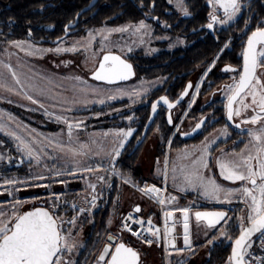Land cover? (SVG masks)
I'll return each instance as SVG.
<instances>
[{
  "label": "rangeland",
  "instance_id": "obj_1",
  "mask_svg": "<svg viewBox=\"0 0 264 264\" xmlns=\"http://www.w3.org/2000/svg\"><path fill=\"white\" fill-rule=\"evenodd\" d=\"M172 5L178 12H181L177 7L175 0ZM139 21L140 20L132 24H137ZM128 24L130 23L123 22L120 24H104L97 27H91L86 29L80 35L66 36L54 44H39L28 39L13 40L26 42L24 44V51L20 48L13 47L11 44L13 41L5 42L0 39V84L4 85V87H0V126L3 128V130H0V133L11 140L14 150L16 151L15 157H12L10 156L9 148H3L0 146V156L3 157V159H0V169L8 167L11 164H17L21 168L19 171L13 169L7 173L0 172V207H3L6 212L11 214V211L13 210L12 206L17 200L26 201L19 206L20 212L28 209L32 204L44 202L51 211H55L58 217H62L67 221L73 216L78 215L77 210L72 207L73 204L77 206V209L79 207H89V205L85 203L86 197L88 199L91 198V189L88 188V184L95 183L97 185L96 193L99 194L96 206L91 208L89 212L79 215L76 227L72 228L71 236L69 237V242L75 243L76 247L71 254L66 253V255H70L74 264H97V255L103 244L107 242L109 234L118 237V241L125 240L134 244V246L140 247L139 249L142 252L141 264H179L184 261H187L188 264H201L207 258L209 248L212 246H205L207 239L216 235L218 239L215 242L221 240L225 242L230 241L229 239L220 237V234L216 229L206 230L208 232L207 237H202L201 235L198 236L195 233L194 240L196 241V246L191 251H188L186 256L183 255L182 252L172 253L168 244L163 246L162 243L159 244L154 242L151 246H148L141 240L135 241V238H133L129 232L120 230L122 219L128 213L132 212L129 208H124L125 200L130 203L134 201V197L136 199H141L140 197L147 199L151 205L156 207V209H153L152 212L150 211L149 214L152 213L155 215L153 220L157 223L160 220V210H174L173 206L179 202L177 198L170 204L166 203L165 205H160L148 196L143 195L130 184L123 183L121 176L114 175L111 171L96 173L78 172L76 176L67 174L61 176L55 175V172L57 170H63V166H65L66 162L70 161L72 158V154L67 152L69 140L67 135V125L64 123V120L73 123L79 121L83 122L80 128H74L73 130L74 143L72 146L78 147L79 144H88L90 145L91 151L88 156H77L76 159L86 161L93 166L102 164L104 168L109 169L111 168V165L104 153L112 150L114 146L113 141L116 137L113 135L105 136L104 133H115L120 130L127 131L128 129L135 131V128L130 125L123 127L104 126V122L101 121V119L117 115L123 111L132 109L134 106H139V101L142 95L145 92H148V90L145 91V87L148 85H146L143 80L138 82L132 81L125 84L123 82L105 84L89 77V74L96 68L95 66L100 55L103 53L111 52L112 54H117L122 58H126V56L133 51V48L131 47L139 48L142 45H148L149 42L156 43L157 38L151 36L153 27L148 23L146 24L150 25V30L147 32L144 30H141L139 33H133L131 31L125 33L113 32L109 41L103 42L101 36L97 34L95 35V39L90 44L88 43L87 34L90 31L96 33L100 29H113ZM165 37L166 36H159L158 39H166ZM176 40L177 39L173 41V46L177 43L180 45L183 43L182 38H179V42H176ZM77 41L80 42L78 45V51L60 53L47 51L48 49H55L57 47L71 48ZM29 44L32 45L31 49L28 47ZM102 47L103 51L101 50ZM129 49H131V51H129ZM27 51H32L33 54L27 55ZM5 65L11 66L16 72L17 77L20 79L21 84L18 85L15 83L11 72L5 67ZM75 77H79L80 79L76 80L74 79ZM141 87L144 88V91ZM9 88L12 90L9 91ZM118 90H122L123 93L128 94H121ZM134 91L139 92L140 95H130ZM113 94L117 95V98L114 100L108 99V97ZM26 95H31L40 103L32 104L31 101L26 99ZM194 97H196L195 92L190 96L187 108L191 107ZM101 100H104V103H100ZM119 100H127V103L123 106L110 108L105 111H89L92 107H101L107 103ZM40 104H42L43 107H41ZM249 111L251 112V110ZM247 112L241 117H234L235 120L238 121L239 118L243 119L252 115H247ZM57 117H61L62 119L57 120ZM129 121L130 120L127 119L128 123ZM224 130V127L217 128L210 135L202 138L198 142L184 145L181 148L170 149L168 141L171 140L173 136L171 135L168 138L166 146H159L158 131L156 128H153L148 135L146 142L134 154V163H137L140 170L122 171L119 167L118 158L115 161V167L120 173L125 176H130L132 181L140 187L142 186L141 179H143L145 175L141 173V171L144 170V172L147 173L146 175L153 179L152 181L149 180L146 185L161 187L158 183L159 174L157 169L159 168L161 170V156L168 155L169 172L167 179L169 181V186L172 187L174 186L171 172L173 163L178 166L189 164L190 161L199 154L197 150L204 142H211L214 140L215 143L211 146L214 147L213 145H216L219 140L226 138ZM9 133H14L15 135H9ZM15 136H19L25 142L31 144L37 152L43 150L39 163H37L35 159L29 158L25 153L17 150L19 141L15 139ZM131 137L128 138L125 146ZM77 141L78 143H75ZM248 141L249 137L242 149L245 148ZM150 144H153L154 149L150 148ZM59 146H63L65 150L61 151ZM221 150H223L224 153H230L233 150L237 153L241 151H236L235 149H219L212 154L210 150L211 158L208 161L209 168L204 170V174L205 176L216 179V181L224 188H239L243 182L233 183L224 180L223 177L220 176V169L215 161L217 157L222 155ZM122 151L123 150H121V153ZM97 152L100 154L97 155ZM156 156H158V158H156ZM185 156L187 158L182 159V157ZM49 157H55V159H50ZM157 161H159V165L157 164ZM67 167L75 170V166L71 163H68ZM36 173L44 175L47 179L33 181L31 177ZM99 175H104L107 178L106 182L101 183L97 181L96 176ZM177 175H179V173H177ZM112 178H116L120 181L118 186L120 189L121 201L117 198V200L113 202V205L110 208L109 217L107 218L106 227L103 229L104 232L98 237V245L93 247L95 245L94 241V245L92 243L88 246V240H91L93 237L91 236L93 234V232H91L93 223L91 214L95 209L102 206V199L105 190ZM8 179H16L21 181V183L4 185V181ZM23 181H27V183H24ZM59 181H65L66 183H60ZM35 183L49 185V187L32 186ZM176 185L178 188L183 187L179 180L175 183V186ZM164 189H166V192H164L165 196H173L171 191H169L168 185L165 186ZM181 191H189L198 194L200 202H194L196 206L203 202L208 205H222L226 209L220 208V210L229 211L230 209L235 208L237 203H240V205H238L239 211L234 215L236 218L234 221L235 224L237 219L247 211L245 204L241 202L238 196L233 197L231 203H221L200 195L198 190L186 189ZM54 194L60 197V200L56 202L58 206L55 208H53ZM70 195H72V197H70ZM189 199V204L191 205L193 200H191V197ZM128 203L125 204L127 205ZM164 211L162 213H164ZM145 216L146 215L142 217ZM228 216L231 218L233 217L230 212ZM109 220H111V225H109ZM203 222L204 221H200L199 223L202 224ZM204 223L206 226V221ZM201 226L204 229V226ZM64 227L67 229L70 226L65 224ZM219 227L220 226L217 225V228ZM227 231L232 237V232H230L229 229H227ZM179 238L182 239L183 235ZM166 248L167 251L165 250ZM173 254L176 255L178 261L180 258L178 257L179 255L186 258L183 261L174 263L172 260ZM226 260L219 264H225Z\"/></svg>",
  "mask_w": 264,
  "mask_h": 264
},
{
  "label": "snow or ice",
  "instance_id": "obj_2",
  "mask_svg": "<svg viewBox=\"0 0 264 264\" xmlns=\"http://www.w3.org/2000/svg\"><path fill=\"white\" fill-rule=\"evenodd\" d=\"M171 4L174 0H168ZM177 7L180 9L184 16H190L191 13L185 6L184 0H175ZM207 4L211 6L212 11L209 13V22L206 24L208 29H213L214 25L221 24L227 25L230 21H233L238 14L241 13L243 4L241 0H206ZM154 4V0H153ZM223 10V17L221 18L218 13L219 10ZM251 23L250 20L245 21V29ZM168 27L167 24L164 25ZM72 27V25H68ZM141 30L145 32L150 30V25H147L144 20H140L137 24H128L113 29H100L98 32H89L87 34V40L90 44L95 35H100L101 40L109 41V38L113 32L125 33L133 32L139 33ZM67 33V28L65 29ZM31 36V32H29ZM62 39V38H61ZM24 41L11 42L13 47L20 48L24 51ZM79 41H77L71 48L57 47L55 49H48L47 51L60 52H75L78 51ZM29 49L32 45H28ZM230 47V41L226 42L221 49V52L217 55L213 64L206 70L204 76L206 77L208 72H211L212 67L215 66L216 60L223 54L224 49ZM103 51V47L101 49ZM131 51V49H129ZM27 55H32V51H27ZM242 70H239L238 79L233 77L231 84L225 85L222 91L225 92L227 103L226 114L227 119L232 121L234 117H241L245 112L251 110L253 113L250 117L241 119L240 123L235 124L236 128H241L242 124L253 125L258 127H252L247 130L249 137L248 144L239 153L234 150L230 153H224L221 150L222 155L216 158V165L220 169V176L224 180L235 182H243L239 188H224L220 185L216 179L205 176L204 170L209 168L208 157L211 155L210 148L215 141L204 142L202 146L197 150L198 155L190 161L187 165H176L173 163L171 168L172 180L175 183L179 180L183 187L180 190L192 189L198 190L200 195L209 199L216 200L217 202L231 203L232 198L238 196L242 203L245 204L247 211L237 219L235 224L236 229L239 232L238 237L234 239V243L231 249V254L228 256L225 264H252L246 257L252 256L249 249L252 248V237L259 234L260 248L264 249V19L258 21L254 30L247 35L245 46H243L242 52ZM67 63V62H66ZM11 72L16 84H21L20 79L17 77L16 72L10 65H5ZM224 72H238L236 68L228 65L223 69ZM134 75L133 67L121 56L112 54L111 52L103 55L102 60L99 62L98 67L93 72L92 78L97 81H105L108 84H114L118 81H126ZM74 79L79 80V77ZM201 82L195 86V93L198 95L200 91ZM0 87L4 85L0 84ZM190 89H193L191 82L187 85L184 92L180 96V100L184 96L188 95ZM11 91L12 89H8ZM121 94L122 90H118ZM130 95L139 96V92H133ZM117 98V95L113 94L108 97L110 100ZM26 99L31 101L32 104H39L37 99H34L31 95H26ZM167 106L169 110L175 107V104L170 102L167 97H160L159 100L152 103L151 112L152 116L149 118V123L152 122V118L157 113V108L160 103ZM194 102V98H193ZM100 103H104L101 100ZM179 103V100L176 101ZM43 107L42 104H40ZM62 119L57 117V120ZM128 119H132L129 117ZM202 118L196 123L193 131H198L204 124ZM67 125V135L69 140V146L67 152L72 154L70 161L66 162L63 166V170H57L56 176L64 174L76 176L79 173H96V172H108L121 176L122 182L130 184L136 188L143 195L148 196L160 205L170 204L176 200L175 196H165L166 189H161L155 185H145L141 188L138 184L132 181L130 176H125L115 167V161L121 155V150L124 149L125 143L128 138L133 135L132 129L120 130L115 133H104L105 136L113 135L116 139L113 141V148L109 152H105L104 155L108 158L111 168H104L102 164L95 166L88 164L86 161L77 160V156H88L91 151L90 145L79 144L78 147H73V130L78 129L83 124L82 121L70 122L64 120ZM167 123L173 124L172 115L169 112ZM0 130H3L0 126ZM159 131V128H157ZM187 135L188 133H184ZM224 134H227L225 128ZM9 135H15L9 133ZM15 139L19 141L17 150L25 153L29 158L35 159L37 163L40 162L41 152L34 150L31 144L25 142L21 137L15 136ZM75 143H78L75 142ZM94 143V142H93ZM172 141L169 140V147ZM61 151L65 149L63 146H59ZM97 155L100 153L97 152ZM55 159V157H49ZM187 157H182L186 159ZM0 159H3L0 156ZM71 163L75 166V170L68 168L67 164ZM159 165V161H157ZM158 174L163 175L165 179L168 177L169 172V160L165 157L163 170L157 169ZM179 173V175H177ZM31 179L33 181H40L47 179L40 173L34 174ZM104 175L96 176V180L104 183L106 182ZM27 183V181H23ZM60 183H66L65 181H59ZM21 183L16 179H8L4 181V185H15ZM32 186L35 187H49V185H42L35 183ZM97 185L95 183H89L88 188L91 189V198H85V203L89 207H79L75 204L72 205L73 209H76L78 215L73 216L71 219L65 221L62 217H58L55 211H50L42 207H36L31 211L21 213L19 206L26 201L17 200L12 206L11 214L6 212L3 207H0V264H74V261L70 258L73 249L76 247L75 243L69 242L72 228L76 227V222L79 219V215L89 212L91 208L96 206L98 199V193H96ZM53 200V208L57 207V201L60 200L58 195H55ZM183 215V241L185 248L189 251L192 250L190 231H189V212L190 208L185 207L178 209ZM141 208L139 205L135 206L132 212L128 213L121 222L120 230L130 232L132 236L141 240L143 243L151 246L154 242L159 243L161 240V228L153 224L151 218L146 221L142 218H134V213H140ZM174 213L172 211H164V228L163 238L171 247L175 248L174 238L169 239L170 234L174 230V224L169 226V220L173 218ZM195 219L197 222L206 221V227L208 230L216 229L219 232L220 237L231 240L232 237L228 234L227 229L232 227L229 221L232 219L225 211L215 212H195ZM131 222V223H129ZM223 222V223H221ZM67 224L70 227L65 229L64 225ZM132 224L140 226L141 231H135L132 228ZM111 225V220H109ZM145 225H147L145 227ZM217 225L220 227L217 228ZM145 233L151 237L148 238ZM205 236H208V232H205ZM111 243H106L103 247L100 255L97 257V264H140V254L133 247L126 245L124 242L119 241L118 237L111 234L107 237ZM218 239L216 235L207 239L206 245H213ZM167 251V248L165 249ZM184 249H178L182 252ZM256 264H264V257H253Z\"/></svg>",
  "mask_w": 264,
  "mask_h": 264
},
{
  "label": "trees",
  "instance_id": "obj_3",
  "mask_svg": "<svg viewBox=\"0 0 264 264\" xmlns=\"http://www.w3.org/2000/svg\"><path fill=\"white\" fill-rule=\"evenodd\" d=\"M255 2H257L255 4L257 13L262 17L264 14V3L262 4V0H255ZM184 3L185 6H187L188 11L191 13L193 21H190L189 24L193 28L196 29L207 22L209 5L206 0H184ZM170 8L167 0H154V4L153 0H0V39L5 42L28 39L39 44H54L57 39L60 41L66 36L80 35L86 29L91 27H97L104 24L135 22L144 17H149L150 19L156 18L164 24L172 25L178 19L181 21L183 18L176 13L170 12ZM78 14L79 16L76 19ZM70 24L72 27H68ZM66 28L67 33L65 32ZM179 28L182 29V24H180ZM179 28L176 29L175 32L179 31ZM188 31V29H182L181 32L188 33ZM29 32H31V36H29ZM196 34L198 33L190 34V36L195 37ZM223 40L224 38H222L219 43H215L213 39L209 37L204 40L197 39L193 45L185 51L183 56H179L175 59H171L169 56H166L163 59L160 56L144 58L139 56V54H136L133 56V60L137 62V76L151 78L166 73L167 71L170 72L171 79L173 76H175L176 79L169 86L168 90L165 91L166 88H164L157 92L155 91L150 97L153 98L157 93L165 91L167 94L171 95L172 98H175L184 86L185 80L180 79L189 77L192 70L195 71L199 68H203L211 60ZM155 59L157 62L166 61L169 65L165 64L164 66H159L158 69L156 66L148 68L141 66L142 63L145 64L147 61L151 64L155 62ZM215 84L216 83H214V85ZM209 90L210 88L205 89L201 96H205ZM126 102V100H119L107 103L101 107H92L89 111H105L110 108L123 106ZM183 106L184 105L182 104L181 107ZM205 111H212V122L207 123L206 129L192 139L183 138L178 134L174 135L171 139L172 143L170 149H177L189 143L198 142L211 129L227 124L224 109L220 100H213L200 109L195 107V109L189 112V116L192 117L197 113H203ZM148 116L149 106L146 105L137 106L131 110H126L117 115L101 119V121L104 122V126L123 127L130 125L135 128L134 134L118 158L119 167L122 171L140 170L137 163H134V154L146 142L147 137L153 128H159V146H165L166 141L172 133V127L167 123L164 112L161 110L155 116L143 142L138 146L135 152H132L134 144L142 134ZM129 117H132V119H128ZM127 119L130 120L129 123L127 122ZM236 138L237 137L235 136L226 141L217 142V144L211 149V152L214 153L216 149H220V147L232 140H236ZM244 143V140H236L235 142L230 143L227 149L233 148L238 151ZM0 146L3 148H9L10 156L15 157L16 151L14 150L11 140L6 138L2 133H0ZM4 168L0 169V172L7 173L13 169L18 171L21 169L17 164H11ZM142 180L143 179H141V181ZM146 180L149 181V179ZM119 182L120 181L116 178L110 179L102 199V206L95 209L91 214L93 220L91 228L93 234L91 236L93 237L91 240H88V246L92 243L94 245V241L95 245L93 247L98 245V237L104 232L103 229L106 227L110 208L120 194L118 186ZM179 196L184 199L192 197L193 194L187 192L180 193ZM70 197H72V195H70ZM34 205L36 204H32L31 206ZM238 205H240V203H237L235 208L227 211V214L230 212L233 216L229 221V224L232 225L233 228H228L229 231L232 232V239L228 242L223 240L215 242L209 248L208 256L201 264H219L225 261L230 255L232 240L235 239L239 233L235 229L234 222L236 220L234 215L239 211ZM200 207L204 210H212L222 207V205H208L202 202ZM183 263L188 264L187 261H184Z\"/></svg>",
  "mask_w": 264,
  "mask_h": 264
},
{
  "label": "flooded vegetation",
  "instance_id": "obj_4",
  "mask_svg": "<svg viewBox=\"0 0 264 264\" xmlns=\"http://www.w3.org/2000/svg\"><path fill=\"white\" fill-rule=\"evenodd\" d=\"M241 2L243 4L242 11L240 14H238V16L233 21H230L229 24H227V25L216 24V25H214L213 29H208L206 27V24L209 22V19H208L209 13L212 11L211 6H209V13L207 16V22L195 29L189 24L190 21H193L192 16L191 15L190 16H184L182 14V12H178L174 8L172 3L170 4L168 2V0H167V3L171 7L169 11L176 13L181 18H183L181 21H179V19H178L174 24H172V25L167 24L168 27H165L164 26L165 24L158 21V19H156V18H152L153 21L149 17H144L142 19H139V20H144L146 23L150 24L153 27L151 36L153 38H157V41H156V43L149 42L148 45H145V46L142 45L139 48L131 47V48H133V51H131L126 56V58L121 57L122 59L126 60L128 63H130L132 65L133 73H134V75L130 79H128L126 81H121V82H123L125 84V83H129L132 81L138 82V81L143 80L145 82V84L148 85L145 87L146 88L145 91L148 90V92H145L142 95V97L139 101L140 102L139 106L148 105L149 106V114H150L151 104L153 103V101H155L156 99H159L160 97H167L168 100L172 102L180 95V93L189 84V82H191V84L193 85V89L189 90L188 95L184 98V100L179 105H177L176 107H174L170 110V113L172 115V120H173V124L170 125L172 127V133H171L172 136L178 134L179 136L183 137L184 133L191 132L194 129L196 123H198L203 118L205 122H204L203 126L200 128V130L192 137V138H194L195 136H197L198 134L203 132L204 129H206L207 123L212 122V119H211L212 111H205L203 113H197L196 115H194L192 117L189 116V112L191 110L195 109V107H198V109H200V108L208 105V103L212 102L213 100H217V101L220 100L222 103V106L224 109V115H225V112H226L225 105H226L227 100H226L225 92L222 91V89H224L225 85L231 84L233 82V77L238 79L239 70H242V57H241L240 53L242 52L243 46H245V44H246L247 35H249L251 33V31L255 29L258 21H260L261 19H264V14L261 17L257 13L256 7H255V4L257 2H255V0H241ZM263 3H264V0H262V4ZM218 15L222 18L223 17V11L219 10ZM248 20H250L251 23L248 25V28L245 29V21H248ZM124 23L132 24L134 22H124ZM180 24H182V29H188L189 30L188 33H186V32L182 33L181 32L182 29L179 28ZM178 28H179V31L175 32V30ZM196 32L198 34H196L195 37L190 36V34H194ZM159 36H161V37L166 36L165 37L166 39H158ZM208 37L212 38L215 43H219L222 38H224V40L218 46V48H217L215 54L213 55V57L211 58V60L203 68H199L195 71L192 70L191 71L192 73L189 77H185V78L180 79V80H185L184 86H183V89L181 90V92H179L175 98H172L171 95H169L165 92L168 90V88L172 84V82L176 79L175 76H173L171 79V77H170L171 73L170 72L167 71L166 73H162V74H159V75H157L155 77H151V78L138 77L137 76V62H135L133 60L134 55L139 54V56L144 57V58H149V57H153V56H160V57H162V59L166 56H169L171 59H175V58H178L179 56H183L185 51H187L197 39L204 40L205 38H208ZM179 38H182L183 43L181 45L177 43L175 46H173V41L175 39H177L176 42H179L178 41ZM229 41H230V47L228 49H224L223 54L219 56L218 60H216L215 66L212 67L211 72H208L207 76L205 77L204 74H205L206 70L213 64V61L216 59L217 55L221 52V49L223 48L224 44L226 42H229ZM161 54H164V55H161ZM102 55H100L99 60L97 61V64L95 66L96 68L98 67L99 62L101 61ZM165 64H167L166 61L157 62L155 59V62L149 64V62L147 61V63H145V64L142 63L141 66L144 68L156 66L158 69L159 66H164ZM167 65H169V64H167ZM228 65L232 66L233 68H236L238 70V72H224L223 69L225 68V66H228ZM202 78H203V82L201 84L199 94L198 95L196 94V97H194V102L192 101L191 107L187 108L190 96L193 95V93L195 92V86L197 85V83L201 82ZM99 82L108 84L107 82H103V81H99ZM121 82H116V83H121ZM116 83H114V84H116ZM214 83H216V84L214 85ZM141 88L144 91V88L143 87H141ZM164 88H166L165 91L157 93L155 95V97H153V98L150 97V95L153 92H155V91L157 92V91L164 89ZM209 88H210L209 92L205 96H201L203 91L205 89H209ZM182 104L184 105L183 107H181ZM135 107H137V106H134L133 108H135ZM129 110H131V109H129ZM161 110H163L164 116H165L166 121H167V109L162 105H158L157 114ZM246 114L248 115V114H253V113L248 111ZM225 119H226V116H225ZM233 120L237 124V123H240L241 118H239L238 121L235 120V118H233ZM226 122H227V124L222 125V126H217L213 129H211L210 131H208L203 138L210 135L217 128L224 127L227 129L226 138H224L223 140H219V141H226V140L234 138L236 136L237 137L236 140H239V141L244 140L245 141L243 146L239 149V151H240L244 147V145L246 144V141L248 138L247 130L249 128L259 126V125L253 126V125L242 124L241 128H236L234 125L230 124L228 121H226ZM183 138H185V137H183ZM192 138H186V139H192ZM236 140H234V141L232 140V141L228 142L229 144L226 143L224 146L220 147V149H227L228 146L230 145V143H233ZM151 145L153 146V144H151ZM213 146H215V145H213ZM212 148L213 147H211V149ZM230 149H233V148H229V150ZM218 150L219 149H216L215 152ZM214 153H212V154H214ZM218 208L226 209L223 206L218 207ZM225 211L227 212V210H225ZM123 241H125V240H123ZM125 242L128 243L129 245H132L137 250H139L140 255H141L142 252L139 249L140 247L134 246V244H131L128 241H125ZM141 262L142 261H140V264H141Z\"/></svg>",
  "mask_w": 264,
  "mask_h": 264
},
{
  "label": "crops",
  "instance_id": "obj_5",
  "mask_svg": "<svg viewBox=\"0 0 264 264\" xmlns=\"http://www.w3.org/2000/svg\"><path fill=\"white\" fill-rule=\"evenodd\" d=\"M167 141H166L165 146L167 145ZM150 148H153L154 149V147L151 144H150ZM165 157L168 158V155H166V156H163L162 155L161 156V167H160L161 170H163V167H164ZM156 158H158V156H156ZM210 158H211V156L208 157V161H209ZM141 173L145 174L144 177H143V180L141 182V185H142L141 188H143L147 184V182H148V180H146V179H149L151 181L153 179L152 178H149V176L146 175L147 173L144 172V170H142ZM158 183L161 185V187H160L161 189H164L165 186L168 185L169 191H171L172 195L175 196L177 198V200L179 201V202H177L176 205L173 206L174 207V210H171L174 213L173 219H174V227H175V229H174L173 236L170 239L174 238L175 248L171 247L170 245H169V248H170V251L172 253L179 252V251H177L178 249H184L182 251V253H183V255L186 256L189 250L187 248H185L183 238L182 239L179 238L181 235H183V215H182V213L178 209H182V208H185V207H189L190 208V212H189V231H190V239H191L192 249L196 246L195 245L196 244V241L194 240L195 233L198 236L201 235L202 237H205L204 233H205L206 230H208L207 227L205 226V223L204 222H203L204 224L203 223L200 224L199 223L200 221L199 222L196 221L195 215H194L195 212H197V211L203 212L205 210L202 209V207H200L201 206V203L198 206H196V204H194V202L195 203H199L200 202V199H199L198 194L192 193L193 196L191 197L192 198L191 200H193V201H192V204L190 205L189 204V200H190L189 198L182 199L179 196L180 193H187L189 191L182 192L180 190V188H178L177 185L170 187L169 186L168 179H165V177L163 175H160V174H159ZM189 193H191V192H189ZM120 197H121V195L119 194L118 200L121 201ZM140 198L141 199H139V198L136 199L134 197V201L133 202H130L131 204L128 203L127 200H125V203H128V204L126 205L124 203V208H129L130 211H132L135 206L139 205L140 208H141V212L138 213V215L141 216V217L144 216V215H147L150 211L152 212L153 209H156V207L154 205H151L147 201V199H144L142 197H140ZM181 201H184V202H181ZM219 206H221V205H219ZM208 210H211V209H208ZM212 210H220V208H216V209H212ZM220 211H223V210H220ZM201 225L204 226V229L202 228ZM181 241H183V242H181ZM181 256L182 255H179L178 256V257H180L179 258V261H178L177 260L178 258L176 257V255L173 254V259L172 260L174 261V263L183 261L186 258V257H181Z\"/></svg>",
  "mask_w": 264,
  "mask_h": 264
},
{
  "label": "water",
  "instance_id": "obj_6",
  "mask_svg": "<svg viewBox=\"0 0 264 264\" xmlns=\"http://www.w3.org/2000/svg\"><path fill=\"white\" fill-rule=\"evenodd\" d=\"M222 10V9H221ZM223 11V10H222ZM78 16H79V14L77 15V17H76V19L78 18ZM59 41V39H57V40H55V43H57ZM105 54H107V53H105ZM105 54H103V55H105ZM103 55H102V57H103ZM115 55H117V54H115ZM102 57H101V60H102ZM95 71V70H94ZM93 71V72H94ZM93 72L92 73H90L89 74V77L91 78V79H93L92 78V76H93ZM95 80V79H94ZM103 82H105V81H103ZM118 82H121V81H118ZM187 87V86H186ZM185 87V88H186ZM185 88H184V90H185ZM184 90L180 93V95L174 100V101H172V103H174L175 104V107L177 106V105H179L183 100H184V98L186 97V96H184V98L182 99V100H180V96H181V94L184 92ZM160 99V98H159ZM159 99H156L155 101H153V103L154 102H156L157 100H159ZM177 100H179V103L177 104L176 103V101ZM171 102V101H170ZM227 103V102H226ZM152 105V104H151ZM160 105H162V106H164L166 109H167V118H168V115H169V112H170V110L167 108V106L166 105H164L162 102L160 103ZM174 108V107H173ZM157 111H158V108H157ZM157 114V113H156ZM152 116V112H151V108H150V114H149V117H148V120H147V122H146V124H145V126H144V129H143V131H142V134H141V136H140V138L136 141V143L134 144V146H133V149H132V152H134L137 148H138V146L143 142V140H144V138H145V136H146V133H147V131H148V129H149V127L151 126V124H152V122L154 121V118H155V116L152 118V122L151 123H149V118ZM225 116H226V119H227V114H226V112H225ZM227 121L230 123V124H232V125H234L235 126V122H234V120H232V121H229L228 119H227ZM200 130V129H199ZM198 130V131H199ZM198 131H191V132H189L187 135H183V137H185V138H192ZM36 207H42V208H45V209H48V210H50L46 205H45V203L44 202H40V203H38V204H36V205H34V206H31V207H29L28 209H25L24 211H22L21 213H23V212H27V211H31V210H33L34 208H36ZM51 211V210H50ZM215 211H220V210H205V211H203V212H215ZM226 212V211H225ZM205 222V221H204ZM207 223V222H206ZM173 224H174V219L172 218L171 220H169V226L170 227H172L173 226ZM174 229H175V227H174ZM173 233H174V230H173V232L170 234V235H173ZM238 235H239V233H238ZM238 235L236 236V237H238ZM258 234H256V235H254L253 237H252V240L257 236ZM235 237V238H236ZM120 241H122V242H124L126 245H129L128 243H126L125 241H123V240H120ZM119 242V241H118ZM106 243H111L110 241H108V239H107V242ZM106 243H104L103 244V246H102V248H101V250L99 251V253H98V255H97V257L100 255V253H101V251H102V249H103V247L105 246V244ZM233 243H234V239L232 240V243H231V249H232V246H233ZM129 246H131V247H133L132 245H129ZM135 250H137L135 247H133ZM231 249H230V254H231ZM138 251V253L140 254V252H139V250H137ZM140 261H141V255H140Z\"/></svg>",
  "mask_w": 264,
  "mask_h": 264
},
{
  "label": "built area",
  "instance_id": "obj_7",
  "mask_svg": "<svg viewBox=\"0 0 264 264\" xmlns=\"http://www.w3.org/2000/svg\"><path fill=\"white\" fill-rule=\"evenodd\" d=\"M116 166V165H115ZM160 188V187H158ZM161 212V215H160V220L156 223L155 220H153V217L155 216L154 214L152 213H148L145 217H141L139 216L138 214H133L134 215V218H142L144 219L145 221L148 219V218H151L152 221H153V224L156 225L157 227H160L161 228V240L159 241V244L162 243L163 246H165L167 244V242L165 241V239L163 238V228H164V216H163V211L164 210H160ZM171 211V210H170ZM131 223V222H129ZM147 225H145L146 227ZM132 228L133 230L135 231H141V228L139 225L137 224H132ZM130 233V232H129ZM131 235V233H130ZM146 236H148V238H153L151 237L149 234L145 233ZM132 236V235H131ZM259 234L253 239V245H252V248L249 249V251L252 253V256L250 257H246L247 260L251 261L252 264H256V262L253 260V257H264V249H261L260 248V241H259V238H258ZM133 238H135V240L139 241L136 237L132 236ZM172 237V235L169 236V239ZM168 247H169V244H168Z\"/></svg>",
  "mask_w": 264,
  "mask_h": 264
}]
</instances>
